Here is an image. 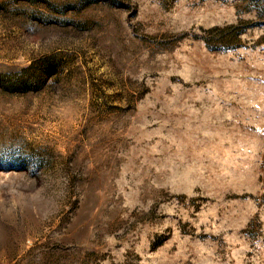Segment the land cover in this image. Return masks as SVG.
I'll list each match as a JSON object with an SVG mask.
<instances>
[{
    "label": "rangeland",
    "instance_id": "1",
    "mask_svg": "<svg viewBox=\"0 0 264 264\" xmlns=\"http://www.w3.org/2000/svg\"><path fill=\"white\" fill-rule=\"evenodd\" d=\"M0 264H264V0H0Z\"/></svg>",
    "mask_w": 264,
    "mask_h": 264
}]
</instances>
